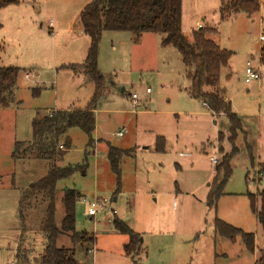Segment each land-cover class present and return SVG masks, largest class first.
Segmentation results:
<instances>
[{"label":"rangeland","instance_id":"obj_1","mask_svg":"<svg viewBox=\"0 0 264 264\" xmlns=\"http://www.w3.org/2000/svg\"><path fill=\"white\" fill-rule=\"evenodd\" d=\"M91 1L19 0L0 11V66L21 69L9 105H0V264H39L35 258L44 251L42 223L49 201L31 189L47 174L49 162L34 155L16 160L13 153L17 142L32 140L38 113L92 106L95 81L67 67L86 62L91 40L80 13ZM221 6L222 0H183L182 28L192 38L198 23L217 27L218 33L209 38L233 52L221 69L219 87L242 122L235 143L230 140L228 117L189 93V69L176 47L162 44L165 35L144 33L137 42L131 32H103L98 67L104 87L93 106V142L73 127L68 131L71 147L63 160H57L60 166H85L84 172L58 182L59 227L66 189L109 199L95 217L88 216L87 205L77 202V231L96 238L94 244L77 245V259L83 264H262L264 250L259 248H264V232L249 194L258 196L260 208L264 12L251 17L233 13L221 19ZM247 61L261 69V79L245 81ZM121 131L123 136L118 135ZM161 137L164 152L158 151ZM110 147L133 151L121 160L120 185L108 158ZM226 155H232V173L227 180L221 175L223 194L211 207L208 195ZM115 215L142 235L139 253L126 254L129 237L114 228ZM217 218L254 233V251L240 235L234 237L239 242L233 248L220 242L226 237L216 232ZM69 237L61 235L58 246L73 247ZM230 249L236 251L230 260L219 255ZM19 251L27 262L18 259Z\"/></svg>","mask_w":264,"mask_h":264},{"label":"trees","instance_id":"obj_2","mask_svg":"<svg viewBox=\"0 0 264 264\" xmlns=\"http://www.w3.org/2000/svg\"><path fill=\"white\" fill-rule=\"evenodd\" d=\"M18 3L19 0H0V11L9 5ZM262 6L264 7V0H222L221 19L240 12L251 17L258 13ZM182 9L183 0H92L81 11L80 21L84 33L90 37L91 43L86 62L67 67L76 72H84L95 81L96 90L92 106L90 105L84 110H57L48 114L38 113L32 123V140L17 142L13 153V158L16 160L32 159L34 155L37 160L49 162L47 174L31 189L32 193L43 195L49 201L42 223L46 245L43 253L35 258L39 264H81L77 259V245L83 247L96 242L93 235L77 231L76 208L82 194L75 188H68L64 191L62 201L65 215L60 227L56 223L58 182L71 177L78 171H85V166H60L57 165V160H63L71 147L72 143L68 136V131L71 128L79 127L90 137L96 128L93 106L104 87L103 76L98 67L100 42L104 31L131 32L135 41H138L144 33L165 35L162 44L176 47L184 64L189 69L187 75L191 80L189 93L193 97L201 99L213 112L226 115L230 120V140L232 143L237 140L238 134L243 128L242 122L239 116L234 113L232 103L225 98V90L219 87L221 69L228 65L233 52L221 48L209 38V35L218 33L217 27L203 26L194 30L192 38H188L182 28ZM262 42L260 58L264 63V31ZM20 72L21 69L18 67L0 66V105H9V99L13 94ZM222 138L223 135L220 133L219 139ZM90 142H93L92 137ZM164 148L165 141L161 137L158 151L164 152ZM236 150L237 147L234 152ZM132 152V150L115 147L109 148L108 158L111 168L117 176L118 185H120L122 175L121 160ZM249 153L254 166L253 150L249 149ZM232 155H226L224 161L217 167V176L208 195V204L211 207H216L217 201L223 194L224 182L220 181L221 175H224L226 180L231 176ZM261 167L263 169L261 172H264V164H261ZM249 197L251 208L264 232V189L259 192L260 208L256 206L258 196L249 194ZM113 226L119 233L129 237V242L124 247L127 255L137 254L141 251L142 235L140 233L135 232L117 216L113 219ZM214 226L216 232L223 237L234 238L240 235L247 248L254 251V233L245 232L219 218L215 219ZM64 234L70 236L71 242L74 244L73 247L58 246V238ZM17 257L19 260L28 261V257L22 255L20 251ZM261 262L264 264V254Z\"/></svg>","mask_w":264,"mask_h":264},{"label":"built area","instance_id":"obj_3","mask_svg":"<svg viewBox=\"0 0 264 264\" xmlns=\"http://www.w3.org/2000/svg\"><path fill=\"white\" fill-rule=\"evenodd\" d=\"M202 25H199V29L202 28ZM260 40H263V35H261ZM261 69L259 67H257L256 65H254L252 63V61H247L246 63V68H245V81L247 83H250L254 80H259L261 79ZM147 92L150 93L151 90L147 89ZM138 98V93L135 92L133 93V99L136 102V99ZM119 136H123L124 132H119L118 133ZM214 163H217V159H213ZM262 174V173H261ZM82 203H84L85 205H87L88 207V216L89 217H95L98 215L100 208L102 207H106L109 203V199L107 198H103V197H99V196H93V197H88L86 195H81L80 199H79ZM117 213L116 210H114V214ZM91 251V250H90ZM80 262V261H79ZM81 264H83L82 262H80Z\"/></svg>","mask_w":264,"mask_h":264},{"label":"crops","instance_id":"obj_4","mask_svg":"<svg viewBox=\"0 0 264 264\" xmlns=\"http://www.w3.org/2000/svg\"><path fill=\"white\" fill-rule=\"evenodd\" d=\"M261 10H263V12H264V7L262 6L261 7ZM260 10V11H261ZM231 16V15H230ZM229 16V17H230ZM199 25H202V26H204L202 23H198V25H197V29H199L198 27H199ZM141 37H143V36H141ZM141 37H140V39H141ZM134 38V37H133ZM140 39L138 40V41H140ZM134 40V39H133ZM137 41V42H138ZM204 103V102H203ZM205 105V104H204ZM206 106V105H205ZM97 110V109H96ZM262 164H264V163H262ZM117 199V198H116ZM215 221V220H214ZM223 221H225V220H223ZM227 222V221H226ZM227 223H229V222H227ZM213 224H214V222H213ZM230 224V223H229ZM232 225V224H231ZM234 226V225H233ZM236 227V226H235ZM237 228H240V227H237ZM240 229H242V230H244L243 228H240ZM245 231V230H244ZM246 232V231H245ZM139 233V232H138ZM124 235V234H123ZM125 236H127V235H125ZM60 237V236H59ZM59 239V238H58ZM69 239L71 240V238L69 237ZM220 242H223V243H225L227 246H229V247H234L235 245H236V243H238L239 241H237V239H235V238H225V239H222ZM72 243V242H71ZM241 245H239V247L240 246H242V244H243V242L242 243H240ZM245 244V243H244ZM255 244H256V237H255ZM68 245V244H67ZM259 248V247H258ZM76 249H77V247H76ZM259 249H261V250H264V248H259ZM225 250H227V249H225ZM231 250V249H230ZM234 250V251H233ZM235 249H232L231 251H225V252H222V254H219L221 257H224L225 259H228V260H230L231 258H232V255L233 254H235Z\"/></svg>","mask_w":264,"mask_h":264},{"label":"water","instance_id":"obj_5","mask_svg":"<svg viewBox=\"0 0 264 264\" xmlns=\"http://www.w3.org/2000/svg\"><path fill=\"white\" fill-rule=\"evenodd\" d=\"M115 200H116V198H115Z\"/></svg>","mask_w":264,"mask_h":264}]
</instances>
